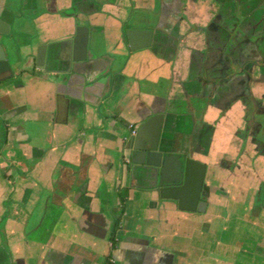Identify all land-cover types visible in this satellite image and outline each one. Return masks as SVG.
Here are the masks:
<instances>
[{
	"label": "crops",
	"instance_id": "1",
	"mask_svg": "<svg viewBox=\"0 0 264 264\" xmlns=\"http://www.w3.org/2000/svg\"><path fill=\"white\" fill-rule=\"evenodd\" d=\"M263 7L0 0L15 73L0 82V264H264V149L245 131L264 99ZM156 115L207 166L204 214L129 174L132 129Z\"/></svg>",
	"mask_w": 264,
	"mask_h": 264
},
{
	"label": "water",
	"instance_id": "2",
	"mask_svg": "<svg viewBox=\"0 0 264 264\" xmlns=\"http://www.w3.org/2000/svg\"><path fill=\"white\" fill-rule=\"evenodd\" d=\"M10 33L11 26L0 19V36H9ZM132 33H136V31L127 30L126 32L131 44ZM146 33L153 34L152 31ZM78 35L84 36L83 49L87 51L89 29L79 27ZM259 35L256 34L254 39L250 40V44L258 48L264 62V40H258ZM47 52L48 45H42L38 49L37 65L39 68L46 67ZM14 76L15 73L8 60L4 45L0 41V82L11 80ZM254 113L255 109L253 108L247 115V121H253L255 126L264 127V117L260 114L263 118L258 123L254 119L257 120L260 115ZM157 121L161 123H158L157 127L148 134V129L153 127ZM164 122L163 115H156L139 127L130 142L131 166L129 174L142 185L144 190L157 194L162 201L177 202L178 208L184 212L204 214L208 207L203 196L207 166L195 160L193 152H176L170 148L169 142L163 136ZM253 138V143L256 146L264 147V129L257 134V137Z\"/></svg>",
	"mask_w": 264,
	"mask_h": 264
},
{
	"label": "flooded vegetation",
	"instance_id": "3",
	"mask_svg": "<svg viewBox=\"0 0 264 264\" xmlns=\"http://www.w3.org/2000/svg\"><path fill=\"white\" fill-rule=\"evenodd\" d=\"M259 1H261L262 3H264V0H259ZM262 10H263V12H264V7L262 8ZM264 14V13H263ZM263 16V15H262ZM261 29H262V34L264 35V17H262V27H261ZM264 78V77H263ZM263 102H264V99H263ZM262 102V110H257V114H261L263 117H264V107H263V105H264V103ZM252 109V107L250 106V105H248V108H247V115H249L250 114V110ZM254 112V111H253ZM261 115L260 116H258L257 117V120L256 119H254V121H257L258 123H260V120L263 118V117H261ZM252 121V120H251ZM249 124L251 123V125H250V127L247 125V128H246V131H252L254 128L256 129V132H257V134L258 133H260L263 129H264V127H261V126H255L254 127V125H255V123L252 121V122H250L249 120L247 121Z\"/></svg>",
	"mask_w": 264,
	"mask_h": 264
},
{
	"label": "rangeland",
	"instance_id": "4",
	"mask_svg": "<svg viewBox=\"0 0 264 264\" xmlns=\"http://www.w3.org/2000/svg\"><path fill=\"white\" fill-rule=\"evenodd\" d=\"M8 81H10V80H8ZM263 107H264V105H263ZM247 125L250 127L251 123L249 124V123L247 122ZM254 127H255V125H254ZM247 133H249L250 135L252 134V137H257V132H256V129H255V128H254L252 131H249V130H248ZM253 139H254V138H253ZM262 147H263V146H262ZM263 149H264V147H263ZM255 212H256V211L254 210L253 213H255ZM248 219H249V220H248V223H252L251 220H254V214H253V216L249 217ZM236 223H238L237 219L235 220V222L233 221V224H236ZM228 225H229V224H228ZM221 226H223V224H221ZM230 226H232V225L230 224ZM234 233H235V232L231 229V231H228V232L222 234L221 236L223 237V239L225 238V239H229L230 241H232L233 239H235V238H233V237H235ZM248 236H250V235L248 234ZM251 236H252V235H251Z\"/></svg>",
	"mask_w": 264,
	"mask_h": 264
},
{
	"label": "built area",
	"instance_id": "5",
	"mask_svg": "<svg viewBox=\"0 0 264 264\" xmlns=\"http://www.w3.org/2000/svg\"><path fill=\"white\" fill-rule=\"evenodd\" d=\"M132 130H133V131H132V136H135L136 133H137V128H133Z\"/></svg>",
	"mask_w": 264,
	"mask_h": 264
}]
</instances>
